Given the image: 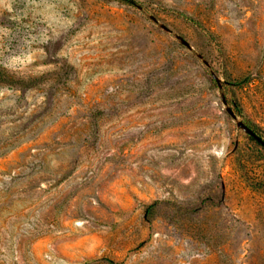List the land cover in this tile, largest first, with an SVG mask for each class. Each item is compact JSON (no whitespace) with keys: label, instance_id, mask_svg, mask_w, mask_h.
Returning <instances> with one entry per match:
<instances>
[{"label":"rangeland","instance_id":"374dc122","mask_svg":"<svg viewBox=\"0 0 264 264\" xmlns=\"http://www.w3.org/2000/svg\"><path fill=\"white\" fill-rule=\"evenodd\" d=\"M0 0V264H264V0Z\"/></svg>","mask_w":264,"mask_h":264},{"label":"water","instance_id":"95a60500","mask_svg":"<svg viewBox=\"0 0 264 264\" xmlns=\"http://www.w3.org/2000/svg\"><path fill=\"white\" fill-rule=\"evenodd\" d=\"M249 136H251L256 142L260 143L261 145L264 146V140L257 135L253 130L247 128Z\"/></svg>","mask_w":264,"mask_h":264},{"label":"trees","instance_id":"16d2710c","mask_svg":"<svg viewBox=\"0 0 264 264\" xmlns=\"http://www.w3.org/2000/svg\"><path fill=\"white\" fill-rule=\"evenodd\" d=\"M119 1H122L124 3H127V4H135L136 2L134 0H119ZM246 127L247 128H251V126L248 124V123H245Z\"/></svg>","mask_w":264,"mask_h":264}]
</instances>
